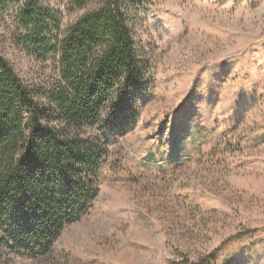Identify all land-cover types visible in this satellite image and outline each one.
I'll return each mask as SVG.
<instances>
[{
	"label": "rangeland",
	"instance_id": "obj_1",
	"mask_svg": "<svg viewBox=\"0 0 264 264\" xmlns=\"http://www.w3.org/2000/svg\"><path fill=\"white\" fill-rule=\"evenodd\" d=\"M144 1L149 90L108 139L97 198L48 253L0 250V264H264V0ZM47 3L63 32L93 6ZM19 7H0V55L50 86L59 59L23 45Z\"/></svg>",
	"mask_w": 264,
	"mask_h": 264
},
{
	"label": "trees",
	"instance_id": "obj_2",
	"mask_svg": "<svg viewBox=\"0 0 264 264\" xmlns=\"http://www.w3.org/2000/svg\"><path fill=\"white\" fill-rule=\"evenodd\" d=\"M76 2L93 6L63 32L47 0H0L2 8L20 4L29 52L59 59L57 79L42 87L25 82L0 55L1 251L46 254L67 225L87 214L108 139L137 119V100L149 90L150 66L132 26L145 1ZM100 127L107 138L89 135Z\"/></svg>",
	"mask_w": 264,
	"mask_h": 264
}]
</instances>
